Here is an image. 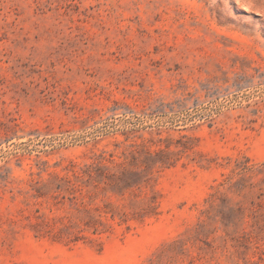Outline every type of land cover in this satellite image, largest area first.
I'll list each match as a JSON object with an SVG mask.
<instances>
[{
	"label": "rangeland",
	"instance_id": "1",
	"mask_svg": "<svg viewBox=\"0 0 264 264\" xmlns=\"http://www.w3.org/2000/svg\"><path fill=\"white\" fill-rule=\"evenodd\" d=\"M0 264H264V0H0Z\"/></svg>",
	"mask_w": 264,
	"mask_h": 264
}]
</instances>
